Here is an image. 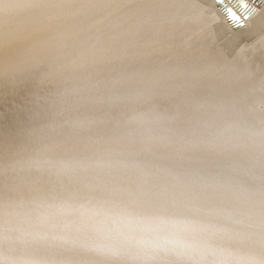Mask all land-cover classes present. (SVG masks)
<instances>
[{
	"label": "bare ground",
	"instance_id": "1",
	"mask_svg": "<svg viewBox=\"0 0 264 264\" xmlns=\"http://www.w3.org/2000/svg\"><path fill=\"white\" fill-rule=\"evenodd\" d=\"M208 1L209 10L170 0L145 14L80 0L10 14L0 37V254L264 261V100L254 98L264 0H248L246 22L222 16L257 54L250 73L241 53L227 60L212 46L209 22L221 14Z\"/></svg>",
	"mask_w": 264,
	"mask_h": 264
},
{
	"label": "clouds",
	"instance_id": "2",
	"mask_svg": "<svg viewBox=\"0 0 264 264\" xmlns=\"http://www.w3.org/2000/svg\"><path fill=\"white\" fill-rule=\"evenodd\" d=\"M97 6L111 13H152L162 10L170 0H92ZM80 3V0H0V37L8 23L10 14L17 8L51 12L59 8L70 7ZM5 72L0 63V78ZM0 264H37V261L24 258L5 257L0 254ZM217 264H228V261H218ZM252 264H264V261H255Z\"/></svg>",
	"mask_w": 264,
	"mask_h": 264
},
{
	"label": "rangeland",
	"instance_id": "3",
	"mask_svg": "<svg viewBox=\"0 0 264 264\" xmlns=\"http://www.w3.org/2000/svg\"><path fill=\"white\" fill-rule=\"evenodd\" d=\"M195 4L199 6L202 9L209 10L211 7V4L208 0H194ZM209 28L213 32V39H212V46L219 48L225 55L227 60H232L236 54L241 53L242 54V59L247 60L248 65L245 67V72L250 73L252 71H255L257 68H259V62L257 61V54L255 52H250L242 48V44L240 40L235 39L232 35V33L227 29V26L225 25V21L222 18V15H218L217 20L212 23L209 22ZM205 27H207L205 25ZM186 39V38H185ZM159 68L158 66H154L152 69H157ZM256 78L261 79V83L258 84V90H259V97H254L255 100L261 99L264 100V70L261 71V73L256 72ZM257 108L262 110L264 109V103L259 102L257 104ZM231 139H234L235 136L230 135L229 136ZM207 173H211L210 169L204 170ZM153 171H142L139 174H148ZM202 173V171L200 172ZM224 183H233L234 179H225L223 180ZM247 185L246 187H252L253 189H257V186L254 185L255 181L253 179L247 180ZM191 218L198 219L196 216H192ZM214 222H221L225 223L227 225H232L233 220H225L222 221L219 218H212L211 219ZM80 239L77 237L76 240ZM75 240V241H76ZM252 242H246V245L251 244ZM53 249V248H52ZM51 250V249H50ZM64 254H77L81 257L88 256L87 251H75L74 249L71 250H66ZM167 258H171L170 255H167ZM189 262V263H188ZM186 261L185 264H195L194 261ZM96 264H109L107 259L103 258L97 261Z\"/></svg>",
	"mask_w": 264,
	"mask_h": 264
},
{
	"label": "snow or ice",
	"instance_id": "4",
	"mask_svg": "<svg viewBox=\"0 0 264 264\" xmlns=\"http://www.w3.org/2000/svg\"><path fill=\"white\" fill-rule=\"evenodd\" d=\"M217 8L220 10V14L225 20L229 22H236L250 19L253 13L250 10L248 0H220ZM37 264H68V262L61 261H49L41 262L37 261Z\"/></svg>",
	"mask_w": 264,
	"mask_h": 264
},
{
	"label": "water",
	"instance_id": "5",
	"mask_svg": "<svg viewBox=\"0 0 264 264\" xmlns=\"http://www.w3.org/2000/svg\"><path fill=\"white\" fill-rule=\"evenodd\" d=\"M215 1L220 3V0H215Z\"/></svg>",
	"mask_w": 264,
	"mask_h": 264
}]
</instances>
